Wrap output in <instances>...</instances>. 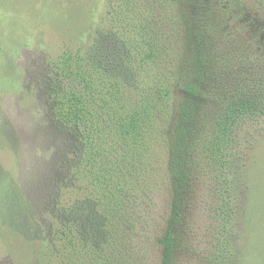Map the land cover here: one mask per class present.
<instances>
[{"label": "trees", "instance_id": "trees-1", "mask_svg": "<svg viewBox=\"0 0 264 264\" xmlns=\"http://www.w3.org/2000/svg\"><path fill=\"white\" fill-rule=\"evenodd\" d=\"M57 70L51 118L76 145L30 264H239L264 0H109Z\"/></svg>", "mask_w": 264, "mask_h": 264}, {"label": "rangeland", "instance_id": "rangeland-1", "mask_svg": "<svg viewBox=\"0 0 264 264\" xmlns=\"http://www.w3.org/2000/svg\"><path fill=\"white\" fill-rule=\"evenodd\" d=\"M108 11L109 0H0V264H30L45 242L76 145L51 118L49 82L65 52L86 53ZM240 141L254 191L250 203L243 198L249 222L236 258L264 264V121L248 124ZM203 211L196 219L206 231Z\"/></svg>", "mask_w": 264, "mask_h": 264}]
</instances>
